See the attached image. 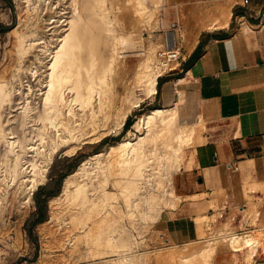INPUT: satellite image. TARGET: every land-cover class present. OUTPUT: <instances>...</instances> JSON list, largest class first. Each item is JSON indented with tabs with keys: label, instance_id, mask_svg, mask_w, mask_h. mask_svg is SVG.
Returning a JSON list of instances; mask_svg holds the SVG:
<instances>
[{
	"label": "bare ground",
	"instance_id": "1",
	"mask_svg": "<svg viewBox=\"0 0 264 264\" xmlns=\"http://www.w3.org/2000/svg\"><path fill=\"white\" fill-rule=\"evenodd\" d=\"M167 1L14 0L17 21L7 33L8 55L17 69L6 76V65L0 67V209L9 199L19 209L31 205L56 153L71 156L85 139L99 143L118 133L132 108L157 91L158 77L177 63L175 31L165 32L164 40H148L122 99L117 85L124 76L127 34L155 21ZM226 8L211 14L206 28L228 25L232 12ZM194 42H186V51ZM161 47L165 59L157 54ZM175 106L140 114L138 134L91 154L64 178L61 191L48 199V219L38 225L47 248L63 247L68 235L69 250L82 245L86 257L108 255V264H139L142 255L134 253L138 242L131 228L155 223L164 208L176 207L181 195L173 179L182 150L203 139L195 123H178ZM256 166L264 171V157ZM259 185L262 180L235 190L250 198L247 192ZM252 203L237 225L231 215L222 219L221 212L214 213L218 224L196 249L179 252L177 263L216 264L221 250L229 254L223 264H264L257 261L262 247L257 233L236 231L255 211ZM259 227L264 232V216ZM47 254L39 264L50 261Z\"/></svg>",
	"mask_w": 264,
	"mask_h": 264
},
{
	"label": "crops",
	"instance_id": "2",
	"mask_svg": "<svg viewBox=\"0 0 264 264\" xmlns=\"http://www.w3.org/2000/svg\"><path fill=\"white\" fill-rule=\"evenodd\" d=\"M163 7L166 3L156 13L154 28L165 19L159 21ZM231 12L228 25L203 29L186 40L195 41L190 52H183L177 65L158 77L157 91L147 101L155 108L176 105L179 124L203 126L202 142L191 148L177 173L180 201L166 212L167 218L163 211L156 221L165 222L161 227L174 241L197 236V215L222 209L224 218L233 213L237 225L246 199L235 206L236 213L232 203L215 209L213 192L230 186L231 197L238 195L235 188L261 180L251 171L257 168L256 159L264 157V0H236ZM169 31H179V22H170L164 33ZM218 202L220 196L213 201Z\"/></svg>",
	"mask_w": 264,
	"mask_h": 264
},
{
	"label": "rangeland",
	"instance_id": "3",
	"mask_svg": "<svg viewBox=\"0 0 264 264\" xmlns=\"http://www.w3.org/2000/svg\"><path fill=\"white\" fill-rule=\"evenodd\" d=\"M234 1L236 0H168L166 3V7L161 8L158 14L159 21L161 18H165L166 21L165 19L162 20L161 24H158V26L154 28L153 18L150 24L141 27L136 32V35H130L128 33L127 44L124 46L123 51L124 76L120 80L121 82L117 85L120 98L124 96L126 85H128L130 76L132 75L136 64L142 57L143 47L146 46L149 39L160 38L161 40H164V30L167 29L169 23L174 20L178 21L179 31H176L177 41L179 42L177 46L180 47H177V51L179 52L176 51L177 53H179V57L177 58L178 61L182 57L183 52L187 50V48H185L186 40L190 41L192 37L197 36L199 31L206 29V21L211 17V14H214L216 11L221 10L224 6H227L229 11L231 12V7ZM15 5L16 4L14 0H0V24L9 26L10 29L15 25L17 21L18 11L16 10L17 8ZM7 31L0 33V67L2 64L6 65V76H8V74H10V72L12 71L15 72L17 69V64L13 63V59L8 55V49L11 44V37L8 35ZM165 50V47L158 48L157 54H159L160 51L164 52ZM160 58L165 59L163 56ZM174 65L176 66L177 63H175ZM148 98L149 97H144V99L138 106L132 108V110L126 117L124 125L121 127L118 133L116 131H112L99 143H93L90 142L89 139H87L88 141L85 139L80 143L79 147L76 149V152L71 156L65 155L64 150L56 153L51 165L49 166L45 183L40 185L38 189L33 193V202L31 205L19 209L17 206V202H15L14 200L10 201L9 199L8 203H3V206L0 209V264H39V260L42 259L45 253H48L47 255L51 254L49 255L51 259L46 264H108L107 260H110L112 256L105 255V257L102 258L86 257L84 251L85 249L82 247V245H79L76 249H74L75 251L69 250L70 247L67 245L68 235L66 236V238H63V247H57L56 244H54V246L56 247L53 246V248H51L52 246L48 248L47 246H45L46 240L43 234L40 233L38 225L39 223H42L43 221L48 219V199L53 196L47 197L45 201V195L42 193V191L57 192L58 194L61 191L64 178L68 174L73 172V170L80 164L82 160L89 157L95 152L107 149L110 144L115 143L124 137H133L135 133L138 134L135 124L140 114L145 113L150 109H155L153 105H147ZM121 103V100H119L118 106H120ZM197 128L199 131H201L203 126L200 124L197 126ZM193 142V145L190 144L184 147V149L182 150V164L185 160V157L189 155L191 148L200 143V141L197 140H194ZM221 168H223V166ZM179 171L180 169L175 173L173 179L175 192L177 194H180L177 190V173H179ZM65 173L67 174L62 178V175H64ZM251 173L254 177L262 180V185H259V187L252 191L253 193L250 198L242 196L246 199L245 204L243 203V208L245 209L240 210L239 217L241 216L242 212L246 211L250 207L251 201L253 202L252 204L256 203L255 205H253V210H257L256 212L258 213L256 214L255 211H252V213L254 214L251 213L247 216L244 228H241L240 231L246 230L247 228V230H253V232L257 233L254 234L257 239H260V243L262 245L259 251L260 255H258L257 257V261L260 262L264 260V232L260 230L259 227L260 219H262L264 216V171L262 172L258 168H253ZM228 193L232 194L231 189L229 190L224 187L219 189L218 191L213 192L211 197L212 200L214 201L216 200L217 196H220L221 202L213 203V201H211V205L213 206V208L219 209L223 208L224 205L229 206L232 203L233 206L231 207V210L236 213L237 207L235 206H237L239 202H242L241 200L243 198L238 197V195L236 197L235 194L234 196L231 195V198L230 194ZM37 194L38 198L41 201V205L39 208L35 203V197H37ZM227 194L231 198V202L229 201ZM168 210H170V208H164V210L161 211V213L165 211L162 214V217L164 219L168 217L166 214ZM219 211L223 212V210L221 209L215 211L214 213L217 215ZM161 213L159 218L161 217ZM214 213L212 215L204 214L203 216H195L194 221L196 224L197 236L186 242H179L171 239L169 234L164 231L165 229L161 227L165 225V222L162 223V221H160L152 224L150 223L151 225L137 223L136 227H139V229H135V227L131 229L136 237V242H138L136 243L134 253L142 255L140 257L139 264H178V261H176L177 257L175 256H177V254H180L181 252L188 253L196 249V247H198L202 242L200 240H203L206 237V234L208 235L211 232L215 224H218V221H220V219L217 221L215 218L216 215ZM232 214L233 213L231 212L230 215L233 217ZM40 215L43 216L42 221H38ZM223 216H226L225 212L223 213ZM224 217H222V219ZM253 217L254 219H256L255 222L254 220H251L253 219ZM251 221H253V224L251 223ZM142 225L144 227L143 230L140 229V226ZM64 246L66 247V249ZM185 246L187 247V249L185 248ZM51 249L53 251H50ZM228 255V253H225L221 250H219V252L217 251L215 255V263H226L225 260L227 261L229 257Z\"/></svg>",
	"mask_w": 264,
	"mask_h": 264
},
{
	"label": "trees",
	"instance_id": "4",
	"mask_svg": "<svg viewBox=\"0 0 264 264\" xmlns=\"http://www.w3.org/2000/svg\"><path fill=\"white\" fill-rule=\"evenodd\" d=\"M10 27L9 26H6V25H2L0 24V33H3V32H6L7 30H9ZM126 126V124H125ZM67 173H65L64 175H62V178L66 175ZM42 193L45 195L44 197V200L46 201L47 197H50V196H54L57 194V192H50V191H42ZM35 203H36V206L39 208L40 205H41V201L40 199L38 198V194H37V197H35ZM43 219V216L40 215L39 218H38V221H42Z\"/></svg>",
	"mask_w": 264,
	"mask_h": 264
},
{
	"label": "built area",
	"instance_id": "5",
	"mask_svg": "<svg viewBox=\"0 0 264 264\" xmlns=\"http://www.w3.org/2000/svg\"><path fill=\"white\" fill-rule=\"evenodd\" d=\"M243 3H244V4H247V3H248V0H243ZM171 27H172V28H175V27H176V23H172V24H171ZM178 54H179V53H178ZM178 54H177L176 57H175L176 59L179 57ZM161 55H162V53L159 52V56H160V57H161ZM164 55H165V54H163V56H164ZM173 57H174V56H173ZM168 71H169V70H168ZM234 169H236V167H234Z\"/></svg>",
	"mask_w": 264,
	"mask_h": 264
}]
</instances>
